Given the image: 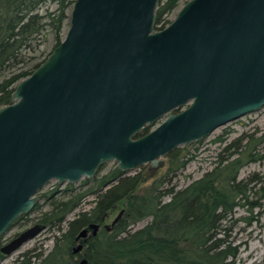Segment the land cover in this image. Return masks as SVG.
<instances>
[{
	"label": "water",
	"instance_id": "95a60500",
	"mask_svg": "<svg viewBox=\"0 0 264 264\" xmlns=\"http://www.w3.org/2000/svg\"><path fill=\"white\" fill-rule=\"evenodd\" d=\"M159 2L75 0L64 38L0 104V237L51 179L90 178L111 160L126 172L157 168L182 144L263 108L264 0H186L155 30ZM46 227H27L1 251Z\"/></svg>",
	"mask_w": 264,
	"mask_h": 264
},
{
	"label": "trees",
	"instance_id": "16d2710c",
	"mask_svg": "<svg viewBox=\"0 0 264 264\" xmlns=\"http://www.w3.org/2000/svg\"><path fill=\"white\" fill-rule=\"evenodd\" d=\"M182 1L186 0H160L156 24L169 22L168 15ZM74 2L0 0V104L11 103L15 85L50 54L52 50L41 58L45 52L41 46L48 42L49 36L54 40L52 49L61 42ZM148 130L145 128L142 133ZM263 142L264 130L243 133L225 147L226 153L220 154L212 169L177 189L175 185L160 187L156 181L149 190L140 193L138 189L143 180L140 173L128 174L115 166L98 177L106 163L101 165L94 175L98 184L94 206L68 219L83 201V194H74L53 199L50 208L39 216L38 222L60 231L64 229L63 223H67L61 237L56 238V248L50 254L54 257L49 264H70L80 230L92 222L102 221L108 210L124 199L126 211L113 229L88 240L85 252L89 264H238L239 246L228 235H222V225L233 217L236 206L243 201L250 209L262 204L249 199L255 189L261 192L260 198L264 197V184L257 189L264 181L262 176L253 173L240 178L239 174L243 166L264 158ZM168 156L175 161L168 173L184 168L191 158L178 147ZM38 206L36 203L28 213ZM149 216L151 220L147 224L134 227ZM57 252L67 256L66 262L60 263L62 258ZM20 264H30V259L26 257Z\"/></svg>",
	"mask_w": 264,
	"mask_h": 264
},
{
	"label": "rangeland",
	"instance_id": "374dc122",
	"mask_svg": "<svg viewBox=\"0 0 264 264\" xmlns=\"http://www.w3.org/2000/svg\"><path fill=\"white\" fill-rule=\"evenodd\" d=\"M182 3L184 2L182 1L168 15L170 20L175 17L177 10ZM70 11L71 9L69 10V13ZM69 20L70 19L65 21L61 37L62 39L68 30ZM51 37L52 36L50 35L48 42L41 46V49L45 50L41 58H44V56L52 50L54 40ZM257 130L260 131V133L264 130V106L258 111L248 113L236 120L217 127L208 136L189 144H182L179 146L178 148L181 153L186 155V157L191 158L184 168H180L175 173H168V169L171 167L172 163L175 162L171 160L168 155L164 157L162 164L157 168H151L149 164H144L133 171H128L127 173L132 175L140 173L142 175L143 180L138 189L140 193L149 190L156 181H159L160 187L164 188L172 185H175L176 189L185 187L193 180L201 177L204 172L212 169L217 163L220 154L226 153V150L224 149L231 141L235 140L245 132L249 133ZM261 146H264V142ZM115 166H117L115 160L106 162L105 166L97 176L101 177V175L107 173ZM253 173H258V175L262 176V179L264 180V158L243 166L240 170L239 177L243 178ZM261 184H264V181L260 182L257 189H259ZM97 185L94 176L90 178L82 177L74 183H69L68 181L59 183L57 179L49 180L37 192L39 195V200L37 202L39 206L32 212L25 214L24 217L18 219L9 230L0 237V246L7 243V241L16 233H20L27 227L37 223L42 212L50 208V203L53 199H65L74 194H83L81 205L68 215V219H72L80 210L90 209L95 205V201L98 197ZM103 189L105 190V187ZM53 191H55V193H53ZM260 195L261 192L255 189L250 193L249 199L251 201H261V206L250 209L248 204L243 201L236 206L233 217L225 221L222 225V235H228V237L239 246L238 264H264V197L260 198ZM168 198L169 197L167 196L165 199ZM126 203V199L121 200L108 210L103 217V220L100 221L101 226L99 227L98 235H101L104 230L107 231L104 225H111L121 210L124 209V211H126ZM150 220L151 217L149 216L140 220L134 225V227L140 228ZM95 223L100 225L99 222ZM63 228L64 229L60 231L57 228H49L47 226L34 238L25 242L18 250L3 257L2 260H0V264H20V262L26 257L30 259V264L51 263L54 255L50 254L56 248V238L61 237L62 232L67 228L66 222L63 223ZM93 230V228H90L89 235L93 233ZM77 245L78 244H75L73 249L76 248ZM59 250L60 249H58V251ZM85 251L86 246L80 252L81 254H84L86 253ZM56 255H59L60 259L62 258L60 263L63 261L66 262L67 256L63 254L60 255L58 252Z\"/></svg>",
	"mask_w": 264,
	"mask_h": 264
},
{
	"label": "flooded vegetation",
	"instance_id": "af4514ba",
	"mask_svg": "<svg viewBox=\"0 0 264 264\" xmlns=\"http://www.w3.org/2000/svg\"><path fill=\"white\" fill-rule=\"evenodd\" d=\"M172 20H170L169 22H167V23H165L164 25H157L156 24V22H155V30L156 29H162V28H164L165 26H167L170 22H171ZM100 223V226H101V222H99ZM90 224H88L87 226H84V227H89V230H88V232H87V234L86 235H84V236H78V234L76 235V237H75V239H76V243L75 244H79V243H83V248L86 246V244H87V242H88V240L89 239H92L93 238V236H96V235H98L97 233H98V230H99V228L97 229V232H96V234H90L89 235V231H90V226H89ZM104 227H105V225H104ZM106 228V227H105ZM107 229V231H111L112 230V228H110V229H108V228H106ZM16 235H18V233H16L15 235H13L11 238H10V240H12ZM10 240H8L7 242H9ZM74 247V246H73ZM82 248V249H83ZM81 249V250H82ZM80 250V251H81ZM80 251H78V252H74V249H73V256H72V259L71 260H69V262H70V264H75V263H77L83 256H86V253H84V254H81V252ZM3 257H6V254L4 253V252H2L1 251V246H0V260H2V258Z\"/></svg>",
	"mask_w": 264,
	"mask_h": 264
}]
</instances>
